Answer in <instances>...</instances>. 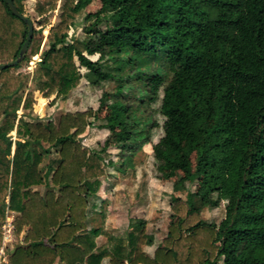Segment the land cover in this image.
<instances>
[{
  "label": "trees",
  "instance_id": "obj_1",
  "mask_svg": "<svg viewBox=\"0 0 264 264\" xmlns=\"http://www.w3.org/2000/svg\"><path fill=\"white\" fill-rule=\"evenodd\" d=\"M13 1L31 18L24 0ZM58 1L38 0L41 28ZM77 1H62L50 48L32 70L16 72L20 63L0 70V251L9 210L15 231L27 228L0 264H264V0H100L83 37L70 34ZM27 33L0 0V62L18 57ZM36 33L25 60L40 51ZM82 66L97 82L115 83L100 99L112 113L99 126L115 134L120 169L158 126L148 109L160 98L165 122L155 158L182 171L179 187L201 174L194 195L202 202L214 196L218 207L227 200L218 226L200 206L173 195L175 218L153 255L144 250L153 244L144 224L121 234L101 228L107 244L97 243L88 228L89 196L106 168L100 151L79 141L96 111H68L57 123L19 115L33 107L36 91L67 96ZM45 143L60 157L52 175L57 189L41 193L35 186L47 184Z\"/></svg>",
  "mask_w": 264,
  "mask_h": 264
},
{
  "label": "rangeland",
  "instance_id": "obj_2",
  "mask_svg": "<svg viewBox=\"0 0 264 264\" xmlns=\"http://www.w3.org/2000/svg\"><path fill=\"white\" fill-rule=\"evenodd\" d=\"M62 1L59 0L57 8L48 14L51 22L41 28L40 15L36 10L38 0H24L25 12L34 21V28L37 29L36 35L43 36V43L40 51L30 60L24 59L20 62L16 72L32 70L34 65L42 59L44 52L50 48L48 33L50 27L58 21ZM100 5V0H78L75 6V25L70 29V34L83 37L84 27L93 20V18L87 19V15L95 12ZM99 57L98 53L90 55V58L94 60ZM111 62L112 60H105V63H108L106 65ZM81 72L82 79L79 85L73 88L67 96L55 98V94H52L50 97H44L41 92L36 91L37 100L33 107L20 108L19 115L33 121L52 120L57 123L60 116L68 111H81L89 108L96 111L99 118H91L92 124L80 134L79 141L90 150L100 151L106 168V174L101 178L99 190L89 196L88 228L95 235L97 243L100 246L107 244V237L102 234L101 228L114 234H121L144 224L146 232L153 235V244L146 245L144 250L153 255L156 247L166 235L168 225L175 218L171 209L173 195H179L183 199L190 200L191 204L200 206L204 219L218 226L225 216L227 200H222L218 207L212 206L214 196L202 202L199 196L194 195L199 188L201 174L194 180L186 181L184 187H179L182 171L177 169L172 173L173 167L170 164L157 161L155 158V143L164 132L165 122V117L160 111V98L148 109V112L151 111L153 117L157 119L158 126L153 129L150 140L135 152L132 160L126 161L124 168L120 169L118 167L123 157L120 154V148L116 146L115 134L111 129L99 126L105 121V117L112 113L109 107L100 105V99L104 91L113 89L115 83L113 80L97 82L94 72L84 66L81 67ZM11 134L13 138H16L15 130ZM44 145L50 149L41 164L45 171L47 184L35 186L41 193L47 189H57V186L52 183V175L60 157L56 147L49 146L47 143ZM110 160H113L114 164L109 163ZM15 215L8 213L3 224L1 262H8L10 248H15L17 243L23 242L27 231V228H24L21 233H17L12 223L13 236H10L7 223L13 220ZM104 263L108 264V260L106 259Z\"/></svg>",
  "mask_w": 264,
  "mask_h": 264
},
{
  "label": "water",
  "instance_id": "obj_3",
  "mask_svg": "<svg viewBox=\"0 0 264 264\" xmlns=\"http://www.w3.org/2000/svg\"><path fill=\"white\" fill-rule=\"evenodd\" d=\"M6 2L8 3L11 11L13 12V14L19 16L21 19H23L26 24L28 25V33H27V37L21 47V50L19 52V55L17 58H15L14 60H10V61H5V62H0V70L4 69V68H8V67H12L15 66L16 64L20 63L28 50L29 44H30V40L33 36V32H34V23L32 21L31 18L25 16L24 14H22L19 9L17 8L16 4L14 3L13 0H6ZM81 137H79L80 140Z\"/></svg>",
  "mask_w": 264,
  "mask_h": 264
},
{
  "label": "crops",
  "instance_id": "obj_4",
  "mask_svg": "<svg viewBox=\"0 0 264 264\" xmlns=\"http://www.w3.org/2000/svg\"><path fill=\"white\" fill-rule=\"evenodd\" d=\"M8 213L16 214V212L13 211V210H9ZM12 221H13V220H10V221L7 223L8 231L10 232V236H13V233H12V231H13V224H12ZM7 238H8V237H7ZM13 250H14V248L11 247V248H10V251H13Z\"/></svg>",
  "mask_w": 264,
  "mask_h": 264
}]
</instances>
